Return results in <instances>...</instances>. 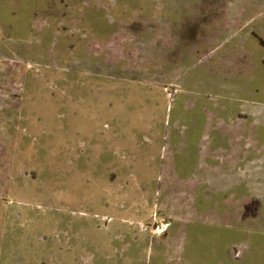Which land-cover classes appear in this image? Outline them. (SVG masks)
Returning a JSON list of instances; mask_svg holds the SVG:
<instances>
[{"label":"rangeland","instance_id":"rangeland-1","mask_svg":"<svg viewBox=\"0 0 264 264\" xmlns=\"http://www.w3.org/2000/svg\"><path fill=\"white\" fill-rule=\"evenodd\" d=\"M235 1L0 0V264H98L92 213L124 199L125 165L155 173L109 165L106 126L136 145L170 125L187 96L166 87L183 66L165 37L200 41L188 27L229 26ZM243 32L235 69L264 104V22Z\"/></svg>","mask_w":264,"mask_h":264},{"label":"crops","instance_id":"crops-1","mask_svg":"<svg viewBox=\"0 0 264 264\" xmlns=\"http://www.w3.org/2000/svg\"><path fill=\"white\" fill-rule=\"evenodd\" d=\"M235 2L241 5L222 16L229 26L204 20L201 31L190 21L187 30L203 35L200 41L184 47L174 31L165 37V49H182L176 58L183 66L166 87L187 96L170 125L159 131L149 124L145 142L136 145L137 129L132 137L117 129L114 140L116 129L106 126L109 165L140 160L155 173L144 182L125 165L127 201L103 203L92 213L87 225L95 234L85 237H92L98 264H264V104L252 79L235 69L243 31L264 22V0Z\"/></svg>","mask_w":264,"mask_h":264},{"label":"built area","instance_id":"built-area-1","mask_svg":"<svg viewBox=\"0 0 264 264\" xmlns=\"http://www.w3.org/2000/svg\"><path fill=\"white\" fill-rule=\"evenodd\" d=\"M159 217H160L159 215L155 214V215H154V222H157V219H158ZM154 227H155V229H154V233L157 234L158 232H157V230H156V228H157V227H156V224H155Z\"/></svg>","mask_w":264,"mask_h":264}]
</instances>
